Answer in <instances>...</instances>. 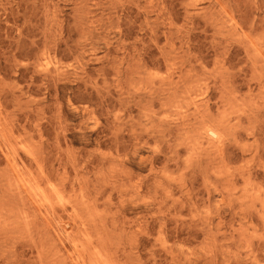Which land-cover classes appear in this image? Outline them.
<instances>
[{"label":"rangeland","instance_id":"1","mask_svg":"<svg viewBox=\"0 0 264 264\" xmlns=\"http://www.w3.org/2000/svg\"><path fill=\"white\" fill-rule=\"evenodd\" d=\"M0 264H264V0H0Z\"/></svg>","mask_w":264,"mask_h":264},{"label":"bare ground","instance_id":"2","mask_svg":"<svg viewBox=\"0 0 264 264\" xmlns=\"http://www.w3.org/2000/svg\"><path fill=\"white\" fill-rule=\"evenodd\" d=\"M207 132H208V134H211V135H213V136H217L218 135V132H217V129H215V131H213L212 129H207Z\"/></svg>","mask_w":264,"mask_h":264}]
</instances>
